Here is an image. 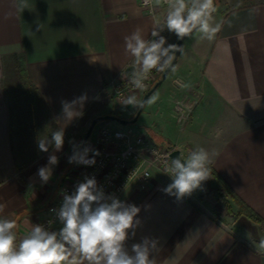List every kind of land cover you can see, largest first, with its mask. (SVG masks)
I'll return each mask as SVG.
<instances>
[{"label":"crops","instance_id":"crops-1","mask_svg":"<svg viewBox=\"0 0 264 264\" xmlns=\"http://www.w3.org/2000/svg\"><path fill=\"white\" fill-rule=\"evenodd\" d=\"M215 8L216 38L191 35L183 47L185 38L183 54L139 116L141 126L113 127L218 153L211 166L263 221L239 213L229 198L238 216L228 215L211 174L202 188L177 199L163 191L172 178L155 170L146 187L133 181L118 200L140 208V224L130 231L126 250L131 254L134 243L157 238L162 250L156 264H264V2ZM164 13L162 6L147 12L141 0H0V219L17 222V245L50 215L71 167H77L68 162L70 142L80 141L95 116L118 110L126 118L135 112L118 106L113 96V84L138 69L124 37L139 28L149 40ZM83 94L81 114L63 119L61 101ZM21 97L34 115L42 104L45 116L43 132L34 124L27 141L37 148L38 138H50L52 125L64 128L60 151L35 149L32 158L21 151L24 137L14 108ZM177 100L195 103L185 125L177 121ZM87 148L96 149L94 138ZM50 155L58 164L43 183L37 173Z\"/></svg>","mask_w":264,"mask_h":264},{"label":"clouds","instance_id":"clouds-1","mask_svg":"<svg viewBox=\"0 0 264 264\" xmlns=\"http://www.w3.org/2000/svg\"><path fill=\"white\" fill-rule=\"evenodd\" d=\"M146 6H151L153 0H144ZM159 3V0H156ZM168 12L164 27L183 40L194 32L200 38L213 41L220 31V25L213 22L216 11L214 0H165ZM26 6V5H25ZM158 23V22H157ZM159 26V25H158ZM161 31L163 28L160 29ZM153 37L159 39L146 40L137 28L124 37L125 50L134 58L137 70L131 73L129 83L136 89H143L150 73L155 70L165 72L173 67L176 52L183 54L184 48L177 44L165 47V37L153 30ZM153 101L155 97L152 98ZM87 95L83 94L72 101L62 100V117L71 121L81 114L77 108H83ZM122 105L141 109L144 103L136 96H128ZM64 128L51 132L50 138H38V148L48 152L49 147L60 151L64 144ZM92 151L84 148L82 152L73 148L69 163L91 166L94 158H89ZM216 152H209L203 147L191 151L187 158L181 155L165 164L164 173L172 178V182L163 191L182 199L194 190L202 188L204 181L210 178L211 165ZM58 164V157L50 155L48 164L38 169V176L47 183L52 175L53 165ZM108 199L111 202H107ZM95 205V207H94ZM3 205H0V209ZM140 208L134 204L126 205L115 198H106L97 189L95 178H87L79 183L72 195H65L58 216L62 228L58 232L46 231L41 226H34L30 232L16 243L17 222L10 219H0V264H156V255L162 250L159 240L145 238L141 243L131 246V254L125 248L129 233L140 224L136 219ZM132 235H135L132 232ZM264 246V242H261Z\"/></svg>","mask_w":264,"mask_h":264},{"label":"built area","instance_id":"built-area-1","mask_svg":"<svg viewBox=\"0 0 264 264\" xmlns=\"http://www.w3.org/2000/svg\"><path fill=\"white\" fill-rule=\"evenodd\" d=\"M141 6L149 13L154 14L158 6L165 10L162 22L157 26L156 31L160 36L165 37L166 43L171 44L172 32L164 27V21L168 12L165 0H153L151 6H146L141 0ZM163 28L161 31L160 29ZM159 39L151 37L149 40ZM161 72L153 70L149 78L144 82L143 89H136L130 83V78L123 79L113 84L114 101L118 106H123L122 101L139 92H146L153 83L161 76ZM195 103L177 100L175 107L177 111V121L185 125L191 118ZM96 149L99 155L91 152L88 157L94 158L95 163L91 166L79 164L75 170L68 173L61 189L60 198L52 207L49 216L39 222L46 231L58 232L63 224L59 219L58 212L61 208L65 195L75 193L77 185L86 182L87 178H95L97 189L104 193L106 198L119 199L124 189L133 181L141 187H146L155 170L165 171V164L171 163L170 153L174 147L156 143L145 132L133 128H115L108 123L98 124L94 131ZM107 202H111L108 199ZM95 207V205H94Z\"/></svg>","mask_w":264,"mask_h":264},{"label":"rangeland","instance_id":"rangeland-1","mask_svg":"<svg viewBox=\"0 0 264 264\" xmlns=\"http://www.w3.org/2000/svg\"><path fill=\"white\" fill-rule=\"evenodd\" d=\"M257 1H262V0H214V6L215 7H221L222 9H225V10H228V9H231V8H234V7H238V6H240V5H247V4H252V3H254V2H257ZM197 34H199L198 32H194L193 34H192V36H195V35H197ZM171 38V44H176V41H177V37H176V35L173 33L172 34V36L170 37ZM192 37H187L186 38V40L184 41V44H183V47L184 46H186L189 42H190V39H191ZM150 89V88H149ZM148 89V90H149ZM147 90V91H148ZM144 94H145V92H142V93H138V94H134V96H136V98L138 99V100H140V101H142V98H143V96H144ZM155 94V93H154ZM153 96V95H152ZM155 96V95H154ZM153 96V97H154ZM153 97H151L150 98V100L148 101V103H147V105H146V107H145V111L147 110V109H149L151 106H152V104H151V102L153 101ZM36 102H37V100H36ZM35 102V103H36ZM38 103H40L39 101L37 102V104ZM116 103V102H115ZM39 106H36L37 108H36V112H35V115L33 114V111L32 110H30V108H29V106H28V101H27V99H26V97H21L18 101H17V103L15 104V107L14 108H16V109H18L19 110V113H20V115H19V119H20V132H22L21 133V135H22V137H24V139L21 141L22 142V148H20L21 149V151L23 152V153H25L26 154V156L28 157V158H32V157H34V153H33V151L36 149H38L39 150V148L37 147V148H34L33 147V145H32V143H33V141L31 140V141H27V138L29 139L30 138V135H29V133H32V131H30L31 129H32V127L34 126V124H35V126H36V128H37V130H39V132H43V129H42V126H41V124L43 123V121H44V118H45V116L43 115V110H42V104H38ZM124 106V105H123ZM112 108V107H111ZM137 110L138 109H136L135 110V112L132 114V115H129V116H127L126 118H129V119H131L135 114H136V112H137ZM109 113H111V114H116V115H119V116H121V117H124L125 118V116L122 114V113H120V111H118V110H115V111H111V112H109ZM18 117V116H17ZM86 118H87V116H86ZM84 120H85V118H84ZM91 121H92V119L89 121V123L87 124V126L85 127V129H84V131H83V135H82V138L80 139V141L78 142V143H71L70 142V145L71 146H69V148H70V151H71V156L73 155V148H74V146L76 147V149L79 151V149H80V145H81V143H82V140H83V137H84V135H85V133H86V131H87V129H88V127H89V125H90V123H91ZM51 122V121H50ZM107 122H109V121H105V122H102V123H107ZM108 124H110V125H112V126H120V124L119 123H108ZM133 124H135L136 126H141V122H140V120H137V122H135V123H133ZM49 125H50V123H49ZM52 128H50V129H48V130H51V132L52 131H54L55 130V126L54 125H52L51 126ZM46 134V135H45ZM44 135H42V138H45V137H48V133H45ZM51 134V133H50ZM67 138H69V137H67ZM94 138V133L91 135V138H90V141H92V139ZM152 139L156 142V143H160V144H164L165 146H171V147H174V148H179V147H177L175 144H173V143H169V142H161L160 140H158V138L157 137H155V136H152ZM89 141V142H90ZM29 143H31V144H29ZM179 149H181V151L183 150V154L185 155V158H187V156L190 154V152L192 151L191 150V148L190 147H188V146H181ZM77 167L79 166V164H75ZM74 166V165H73ZM73 166L71 167V169L72 170H75V168L76 167H74L73 168ZM214 188H212V190H213ZM214 191L215 192H217L215 189H214ZM230 199V198H229ZM233 203H234V201L232 200V199H230ZM235 206V205H234ZM237 212H235L234 211V215H237L236 214ZM227 214L229 215L230 213L227 211ZM238 216V215H237ZM230 219V218H229ZM233 219H234V217H233Z\"/></svg>","mask_w":264,"mask_h":264},{"label":"water","instance_id":"water-1","mask_svg":"<svg viewBox=\"0 0 264 264\" xmlns=\"http://www.w3.org/2000/svg\"><path fill=\"white\" fill-rule=\"evenodd\" d=\"M186 38V37H185ZM185 38L183 40H179L177 39L176 41V44L177 45H181L183 44V41L185 40ZM180 55V52H176L175 53V60L173 61V66L176 64L177 60H178V57ZM173 67L169 68L168 70H166L165 72H163L160 76V78L154 83V85L148 90L145 92L143 98H142V102L144 103V107L141 108V109H138L135 116L131 119L129 118H124V117H121L119 115H116V114H111V113H107V114H102V115H98V116H95L84 137H83V140H82V143L80 145V152L83 151L84 148L87 147V144L91 138V135L93 134V131L95 129V127L101 123V122H104V121H115V122H118V123H121V124H124V125H129V124H133L135 122H137L139 116L141 115V113L143 112V110L145 109L146 107V104L150 98V96L153 94V92L160 86V84L162 83V81L167 77V75L169 74L170 70L172 69ZM181 155L183 158H185L183 156V153L181 151V149L179 148H175L171 151L170 153V156L172 159H175L177 156ZM186 159V158H185Z\"/></svg>","mask_w":264,"mask_h":264},{"label":"trees","instance_id":"trees-1","mask_svg":"<svg viewBox=\"0 0 264 264\" xmlns=\"http://www.w3.org/2000/svg\"><path fill=\"white\" fill-rule=\"evenodd\" d=\"M262 1L264 2V0H262ZM240 6H242V5H240ZM154 83H153V85H154ZM79 151H80V149H79ZM73 163H75V162H73ZM210 174L215 178V180L219 184V188L217 189L218 198H219V200H221V201L224 202V204L226 206V209H227V211L230 214H233L234 211H233L232 205L230 203V200L228 198L232 199L235 203L239 204V206H240L239 213H244L246 216H248L250 218H253V219L258 220V221H263V219L257 213H255L251 208H249L241 200H238V198L236 197V195L233 192V190L229 187V185L225 182V180L217 173V171L213 168V166H211V172H210Z\"/></svg>","mask_w":264,"mask_h":264}]
</instances>
